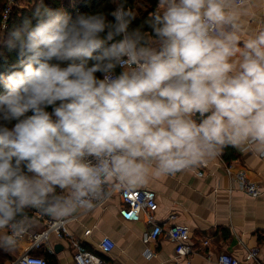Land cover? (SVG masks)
Returning a JSON list of instances; mask_svg holds the SVG:
<instances>
[{
    "label": "clouds",
    "instance_id": "obj_1",
    "mask_svg": "<svg viewBox=\"0 0 264 264\" xmlns=\"http://www.w3.org/2000/svg\"><path fill=\"white\" fill-rule=\"evenodd\" d=\"M256 7L158 0L144 31L130 29L123 4L75 18L38 6L34 27L25 18L0 35L22 57L0 95V250L18 247L32 210L71 218L114 188L195 170L229 147L264 157Z\"/></svg>",
    "mask_w": 264,
    "mask_h": 264
},
{
    "label": "crops",
    "instance_id": "obj_2",
    "mask_svg": "<svg viewBox=\"0 0 264 264\" xmlns=\"http://www.w3.org/2000/svg\"><path fill=\"white\" fill-rule=\"evenodd\" d=\"M255 3V14L248 19L251 29L264 27V0H255ZM29 4L25 0L23 7ZM228 165L232 174L227 171ZM240 169H245L248 177L259 185L260 195L251 196L241 189L235 176ZM198 171L204 174L199 175ZM136 188L156 192L157 223L189 227V243L195 248L192 264H221L219 257L224 253L234 255L245 264H264V157L229 147L195 170L164 176ZM125 206L115 192L102 206L75 214L69 223L70 233L97 253H100L102 238H112L116 246L108 257L113 264H173L175 243L161 235L158 240L145 244L143 233L153 224L146 214L138 220L127 219L121 213ZM31 214L39 212L32 210ZM172 214L176 218L169 220ZM44 225V219L34 220L32 230L40 231ZM87 230H91L89 234ZM30 247L29 237L21 239L14 251L0 250V262H9ZM147 248L154 253L152 257L146 256ZM254 249L258 251L257 261L248 256ZM74 251L71 241L57 233L42 248L30 250L34 255L44 256L49 264H75Z\"/></svg>",
    "mask_w": 264,
    "mask_h": 264
},
{
    "label": "built area",
    "instance_id": "obj_3",
    "mask_svg": "<svg viewBox=\"0 0 264 264\" xmlns=\"http://www.w3.org/2000/svg\"><path fill=\"white\" fill-rule=\"evenodd\" d=\"M25 0H6L3 13H2V27L6 28L9 17L15 8L23 7ZM117 73V72H116ZM119 74V73H117ZM228 173L232 174V169L230 165L227 166ZM199 175H203L202 171H198ZM236 179L239 183L241 189L247 192L251 196H257L262 193V189L259 185L250 179L247 175L245 169H240L235 173ZM119 193L126 206L121 210L124 217L130 220L140 219L142 214L148 216L149 222L153 224L150 230L143 233L142 239L145 244H149L153 241L158 240L161 235H166L175 243V255L173 258V264H192L191 256L195 248L189 243L190 239V229L187 225L183 224H167L157 223L155 219V211L158 208L157 194L155 191L149 188H114L110 190L106 196L102 197L98 202L95 203L94 207L102 206L106 200L113 194ZM93 207V208H94ZM30 215L34 220L40 221L44 219V228L40 231H33L24 236V238L29 237L31 241L30 250L39 249L44 246L50 240L53 233L61 234L68 238L75 251H74V261L75 264H113L112 260L108 257L116 246L115 241L109 236H105L99 243L100 253L89 250L82 242L76 240L69 230V223L75 218H67L64 220H54L51 217L36 214ZM176 218V214H172L169 220ZM165 225H168L165 228ZM91 230H87L86 234H89ZM23 238V239H24ZM30 250L25 251L21 255L17 256L15 259L0 264H29L30 260H42L43 264H49L44 256L34 255ZM146 256L152 257L153 252L151 249L147 248ZM248 256L250 259L258 260V251L256 249L249 251ZM219 261L221 264H245L232 254L224 253L220 255Z\"/></svg>",
    "mask_w": 264,
    "mask_h": 264
},
{
    "label": "trees",
    "instance_id": "obj_4",
    "mask_svg": "<svg viewBox=\"0 0 264 264\" xmlns=\"http://www.w3.org/2000/svg\"><path fill=\"white\" fill-rule=\"evenodd\" d=\"M27 7L15 8L11 13L7 27H2V13L6 0H0V35L6 37L7 32L14 27H19L25 18L32 21L34 27L37 19L33 16L36 8L39 6L41 10L49 9L52 11H59L65 15L75 18L77 14L94 13L103 11L106 14L115 10L118 4H123L126 8H130L134 14L135 19L130 25V29L142 28L144 31H151L149 21L152 13L156 11L158 0H28ZM110 22H114V17L107 15ZM111 43V42H109ZM22 57L19 55L18 49H9L6 45L0 44V95H3V81L8 76L13 65L18 64ZM121 69L117 67L116 72L119 73ZM102 78L100 73L96 74ZM51 111V108L48 109ZM33 113L29 110L25 116H31ZM32 213V211L30 212Z\"/></svg>",
    "mask_w": 264,
    "mask_h": 264
}]
</instances>
